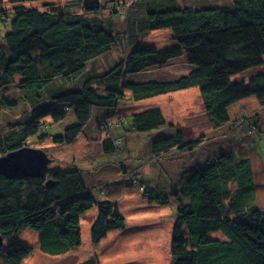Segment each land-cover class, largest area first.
I'll return each instance as SVG.
<instances>
[{
	"label": "trees",
	"instance_id": "obj_1",
	"mask_svg": "<svg viewBox=\"0 0 264 264\" xmlns=\"http://www.w3.org/2000/svg\"><path fill=\"white\" fill-rule=\"evenodd\" d=\"M8 1L10 8L5 9V0H0V90L14 85L28 109L7 132L0 129V157L28 147L31 139L38 145L51 139L54 145L71 146L95 111L114 112L128 99L137 102L198 88L214 126L230 121L228 110L237 102L264 100V71L233 80L264 65V0H228L207 7L181 6L178 0H81L43 8L26 6L42 0ZM155 31H169L173 43L162 49L142 44ZM114 49L125 52L123 59L97 73L95 61ZM182 57L192 70L175 80L126 79ZM93 85L105 89L100 93ZM18 105L0 97V111ZM69 112L75 124L51 133V125L66 120ZM123 122L113 128H130L135 134L165 129L159 109L131 114ZM166 128L168 136L155 135L149 141L155 164L201 144L200 139L184 141L181 132ZM110 134L117 141H102L105 154L121 149V137ZM129 173L144 200L175 210L170 264H264V210L255 203L256 184L247 158L231 151L211 157L184 174L182 186L167 194ZM93 206L97 216L90 228L91 243L126 228L117 204L92 196L77 162L65 169L48 167L39 178L0 176V235L8 241L0 260L22 264L31 255L32 247L17 239L24 231L37 234L43 254L68 253L81 245L80 221ZM216 234L224 240L212 238Z\"/></svg>",
	"mask_w": 264,
	"mask_h": 264
},
{
	"label": "rangeland",
	"instance_id": "obj_2",
	"mask_svg": "<svg viewBox=\"0 0 264 264\" xmlns=\"http://www.w3.org/2000/svg\"><path fill=\"white\" fill-rule=\"evenodd\" d=\"M74 1L81 0H42L28 3L26 6L43 8L42 6L47 3L65 6ZM107 1L99 2L104 4ZM178 1L181 6L190 7L219 6L229 2L228 0ZM3 8H10L8 0L3 3ZM118 22L120 28L123 25L122 19ZM171 43L173 42L169 31L152 32L142 41V44L157 49H162ZM124 56L125 52L114 49L107 56L95 61V71L100 73L108 70ZM191 70L192 68L182 57L128 76L126 79L133 83L169 82L187 75ZM262 71L264 65L235 76L233 80H245ZM93 88H98L102 93L105 85H93ZM21 95L14 85L0 90V97L3 96L19 104L16 109L0 111L1 130L7 132L15 121L27 112V106L21 102ZM126 96L130 97V93L126 92ZM151 109H159L165 121V129L155 131L156 134L155 132L135 134L130 128L125 131L121 128H113L122 125L123 119L127 116ZM228 114L230 121L226 125L214 126L205 114L198 88H191L137 102L128 99L114 112L95 111L83 133L71 146L54 145L51 139L40 145L36 143V139L29 140V148H40L47 154L51 160L49 169H65L69 168L72 162H77V167L82 169L83 179L92 196L96 201H110L117 204L121 215L125 218L126 228L111 232L98 244L91 243L90 228L97 215V209L93 206L80 221L81 245L64 255L49 256L41 253L37 234L31 231L22 232L17 238L18 242L29 245L33 250L22 264H83L91 259L95 260L96 264H170L175 210L172 206L162 207L144 200L140 185L132 182L135 177L129 172L137 175L138 182L167 194L182 186L179 182L184 174L201 168L211 157H218L225 151H231L236 157L249 160L256 184L255 203L258 208L264 210V100L259 101L253 97L244 99L232 105ZM45 121L51 123L49 119ZM75 122V118L69 112L66 120L51 125V133H61ZM167 126H171L173 132H181L184 141L200 139L201 144L191 152L177 153L178 155L165 157L160 163L155 164L151 158L149 141L155 135L168 136ZM110 132H115L114 135L121 137L118 140L121 149L116 150L114 154H105L101 143L107 137H113ZM112 139L114 142L117 141L114 137ZM105 182L108 183L107 187H112L114 184L115 187L101 193ZM212 238L224 240L221 234L213 235ZM7 242L4 241L0 248L1 252ZM0 264L7 263L1 259Z\"/></svg>",
	"mask_w": 264,
	"mask_h": 264
},
{
	"label": "water",
	"instance_id": "obj_3",
	"mask_svg": "<svg viewBox=\"0 0 264 264\" xmlns=\"http://www.w3.org/2000/svg\"><path fill=\"white\" fill-rule=\"evenodd\" d=\"M47 154L36 148L24 147L0 157V176L7 179L39 178L49 167ZM51 183H47L51 187ZM4 238L0 235V248Z\"/></svg>",
	"mask_w": 264,
	"mask_h": 264
},
{
	"label": "crops",
	"instance_id": "obj_4",
	"mask_svg": "<svg viewBox=\"0 0 264 264\" xmlns=\"http://www.w3.org/2000/svg\"><path fill=\"white\" fill-rule=\"evenodd\" d=\"M114 183H115V182H114ZM103 184H104V189L101 191V193H103V192H105V191H107V190L109 191V190H111L113 187H115V184H114L112 187H107V186H106V184H108L107 182H105V183H103ZM104 194H105V193H104ZM104 194H103V195H104ZM96 216H97V215H96ZM110 233H111V232H110ZM110 233H108L107 236H108Z\"/></svg>",
	"mask_w": 264,
	"mask_h": 264
}]
</instances>
